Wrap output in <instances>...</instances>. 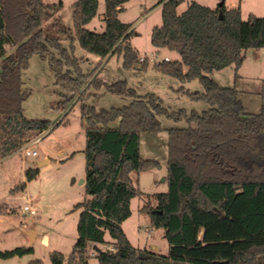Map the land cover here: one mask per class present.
I'll use <instances>...</instances> for the list:
<instances>
[{
	"label": "trees",
	"instance_id": "obj_1",
	"mask_svg": "<svg viewBox=\"0 0 264 264\" xmlns=\"http://www.w3.org/2000/svg\"><path fill=\"white\" fill-rule=\"evenodd\" d=\"M129 1L106 0L105 30L98 32L87 25L98 14L99 0L73 2V27L58 15L62 2L0 0V156L51 127L48 120L24 115L30 94L23 73L34 55L49 59L56 83L65 90L64 107L82 101L86 197L76 205L81 209L79 237L69 257L51 252L50 264H89V247L98 244L110 246L95 252L100 264H264V105L258 113L247 111L237 88L210 76L231 66L238 70L247 49L264 47V16L243 19L240 6L229 8L225 2L214 9L193 1L178 13L182 0H161L163 24L153 28L151 42L177 52L180 59L155 67L182 82L199 79L201 98L210 106L188 115L169 110L154 93L138 95L125 80L105 84L99 74L91 79L95 71L86 73L74 54L77 41L100 63L118 55L125 69L140 63L145 70L148 58L141 61L130 41L133 23L119 17ZM103 86L133 101L101 110L85 102L92 87ZM161 115L189 123L168 130V192L157 194V205L144 209L153 227L165 230L168 256L139 251L122 226L132 216V200L142 194L132 173L160 166L141 156L140 144L143 133L162 129ZM39 173L38 167L31 168L26 178L31 181ZM33 252V246L18 247L0 251V258ZM28 264L45 263L34 259Z\"/></svg>",
	"mask_w": 264,
	"mask_h": 264
},
{
	"label": "rangeland",
	"instance_id": "obj_2",
	"mask_svg": "<svg viewBox=\"0 0 264 264\" xmlns=\"http://www.w3.org/2000/svg\"><path fill=\"white\" fill-rule=\"evenodd\" d=\"M74 1L44 0L49 4L63 3L58 15L69 27H73ZM99 1V13L88 28L103 32L105 25L100 17L102 11H106V0ZM193 1L214 9L222 2L182 0L178 13L184 12ZM225 3L228 7L240 6L243 19H248L250 14L264 16V0H226ZM161 4V0H130L121 14L122 20L133 23L135 28L131 44L138 49L140 58L149 60L145 70L140 68V63L132 70L125 69L118 55L100 63L98 55L83 49L77 41L74 54L81 60L86 73L95 71L91 79L99 74L98 79L105 84L125 80L128 87L135 89L140 96L151 93L159 96L164 106L171 111L185 110L188 115L202 114L210 106L201 98L204 88L199 79L182 82L176 77L162 74L155 67L166 57L170 60L180 59L177 52L156 48L151 42L153 28L163 24ZM63 45L70 47L68 41H64ZM210 76L222 86L237 88L239 99L247 111L258 113L262 110L264 47L247 49L244 62L238 70L231 66L215 71ZM23 80L24 89L30 94L23 104L24 115L29 119L48 120L51 127L39 135L44 136L38 144L31 146L32 150L38 151V156L27 155L22 149L24 144L0 156V251L31 247V239L26 234L28 231H34L38 239L33 245V253L0 258V264H27L34 259L50 264V252L56 246L69 257L79 237L81 209L76 208V205L86 197L85 183L82 182L86 178V131L81 114L82 101L75 99L65 107L62 105L65 90L56 83L49 59L38 54L32 57L23 73ZM84 100L101 110L129 105L133 98L110 93L103 86L99 89L92 87ZM159 119L162 129L143 133L140 149L143 158L157 160L160 166L140 174L132 173L142 194L132 200V216L122 226L131 244L139 251L168 256L171 246L165 237V230L154 228L144 209L155 207L156 195L168 192V130L188 127L189 123L186 119L176 121L164 115L159 116ZM45 160L47 162L39 164ZM37 167L40 169L38 177L28 181L26 171ZM24 182L27 183L25 188L21 186ZM29 201L37 210L35 216L23 211ZM107 239L111 240L109 235ZM109 247L105 244L101 249ZM89 251L91 255L98 252L94 245H90ZM89 264H100L96 255L91 256Z\"/></svg>",
	"mask_w": 264,
	"mask_h": 264
},
{
	"label": "built area",
	"instance_id": "obj_3",
	"mask_svg": "<svg viewBox=\"0 0 264 264\" xmlns=\"http://www.w3.org/2000/svg\"><path fill=\"white\" fill-rule=\"evenodd\" d=\"M166 1H167V0H166ZM145 59H146V58H141L142 61H145ZM165 60H166V61H169L170 58H169V57H166ZM43 136H44V135H43ZM43 136H42V135H41V136H38L37 138H35V139L32 140V141H28V142H26V143L23 145V147H22L23 151H24L27 155L38 156V154H39L38 151H37V150H32V149H31V146H32V145H35V144H38V143L43 139ZM23 211L28 212V213H29L30 215H32V216H35V215L37 214V210H36V208L33 206L32 201H29V203H28L27 205L24 206ZM95 255H96V253L94 252V253L92 254V256H95Z\"/></svg>",
	"mask_w": 264,
	"mask_h": 264
},
{
	"label": "water",
	"instance_id": "obj_4",
	"mask_svg": "<svg viewBox=\"0 0 264 264\" xmlns=\"http://www.w3.org/2000/svg\"><path fill=\"white\" fill-rule=\"evenodd\" d=\"M224 2L225 1H222L221 3H220V5L219 6H222L223 4H224ZM220 16H221V18L223 17V13H222V11H220ZM45 162H47V160H45V161H41V162H39V164L41 165V164H43V163H45ZM82 182L83 183H85V180H82ZM27 235L30 237V239H31V247L34 245V243H35V233H34V231H29L28 233H27ZM94 249L96 250V251H100L101 250V248L98 246V245H94ZM228 263V261H226V262H221V264H227Z\"/></svg>",
	"mask_w": 264,
	"mask_h": 264
},
{
	"label": "crops",
	"instance_id": "obj_5",
	"mask_svg": "<svg viewBox=\"0 0 264 264\" xmlns=\"http://www.w3.org/2000/svg\"><path fill=\"white\" fill-rule=\"evenodd\" d=\"M162 4H163V3H162ZM162 4H161V5H162ZM99 5H100V1H99ZM229 8H233V7H229ZM125 9H126V7H125V5H124V6H123V10H122V11L120 12V14H119V17H120L121 20H122V18H121V14L124 12ZM98 13H99V10H98ZM97 15H98V14H97ZM100 18H101V21L103 22V25H105V21H104V18H105V11H102V13H101V17H100ZM93 20H94V19H93ZM93 20H92L91 22H93ZM91 22H90V23H91ZM90 23H89V24H90ZM89 24H88V25H89ZM88 25H87V27H88ZM104 27H105V26H104ZM132 29H133V27H132ZM134 29H135V28H134ZM104 30H105V28H104ZM104 30H103V31H104ZM28 232H29V231H28ZM28 232H26V234H27ZM37 239H38V236L35 234V242L37 241ZM107 240H108V239H107ZM108 241H110V240H108ZM104 245H105V244H98V246H99L100 248L103 247ZM33 248H34V246H33ZM56 250H58V246H56V248H55L54 250H52L51 252L56 251ZM58 251H59V250H58ZM51 252H50V253H51ZM31 261H32V260H31ZM29 262H30V261H29ZM29 262H28V263H29ZM28 263H27V264H28Z\"/></svg>",
	"mask_w": 264,
	"mask_h": 264
}]
</instances>
